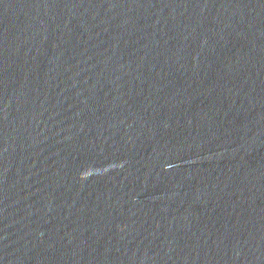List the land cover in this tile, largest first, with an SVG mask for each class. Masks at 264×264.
Returning a JSON list of instances; mask_svg holds the SVG:
<instances>
[{"label":"water","instance_id":"obj_1","mask_svg":"<svg viewBox=\"0 0 264 264\" xmlns=\"http://www.w3.org/2000/svg\"><path fill=\"white\" fill-rule=\"evenodd\" d=\"M0 264H264V0H0Z\"/></svg>","mask_w":264,"mask_h":264}]
</instances>
